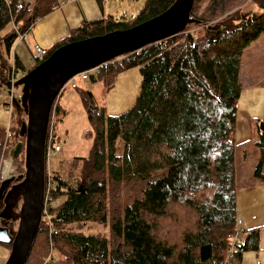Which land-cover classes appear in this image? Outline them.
<instances>
[{
	"label": "trees",
	"instance_id": "trees-1",
	"mask_svg": "<svg viewBox=\"0 0 264 264\" xmlns=\"http://www.w3.org/2000/svg\"><path fill=\"white\" fill-rule=\"evenodd\" d=\"M175 1L146 0L136 16L120 20H84L45 57L70 42L132 28ZM64 2L0 0V76L9 70L2 79L7 86L26 70L18 55L13 66L6 63L18 37ZM251 2L258 14L244 12ZM191 17L183 33L91 74L92 82L111 90L121 72L140 69L141 90L127 111L108 114L90 89L79 90L94 145L89 157H75L66 172L46 173L45 212L26 264H242L245 252L259 250L255 227L244 230L229 252L237 232L238 102L251 83L247 67L251 45L264 32V0H195ZM12 23L14 32L3 36ZM61 111L56 100L51 117ZM22 123L13 117L11 126L0 127V168L25 139ZM49 126L47 150H55L52 118ZM261 132L254 176L264 182ZM14 165L24 174V151ZM3 207L0 200V212ZM97 225L108 227L109 235L96 231ZM16 230L12 223L11 233Z\"/></svg>",
	"mask_w": 264,
	"mask_h": 264
},
{
	"label": "water",
	"instance_id": "water-1",
	"mask_svg": "<svg viewBox=\"0 0 264 264\" xmlns=\"http://www.w3.org/2000/svg\"><path fill=\"white\" fill-rule=\"evenodd\" d=\"M195 0H176L162 14L126 30L87 38L62 45L47 59L36 65L13 86H23L21 103L28 116L22 123L19 142L13 151L18 158L25 152V173L15 179L7 178L0 186L4 208L0 219L18 222L15 234L0 223V243L11 244L5 264H26L37 238L45 207L47 138L52 108L65 85L76 75L95 71L113 59L183 33L194 21L191 17ZM264 130V123L262 124ZM22 198L20 212L14 211Z\"/></svg>",
	"mask_w": 264,
	"mask_h": 264
},
{
	"label": "rangeland",
	"instance_id": "rangeland-1",
	"mask_svg": "<svg viewBox=\"0 0 264 264\" xmlns=\"http://www.w3.org/2000/svg\"><path fill=\"white\" fill-rule=\"evenodd\" d=\"M145 1L105 0L107 16L113 15L118 20L122 17H134L142 10ZM244 12L249 15L258 14L259 9L251 2L244 7ZM14 30L12 23L2 32V35H9ZM32 33L33 31L27 32V37L24 38L20 35L10 56L6 57V63L13 66L16 55H18L26 67V70L18 71V76L12 84L23 77L29 69L39 64L36 59L32 58L30 48ZM251 52V59L247 67V77L251 83H247V86L244 87L237 110V171L239 178H243L245 181L251 176L255 177L254 170L260 156V148L256 143L261 140L260 135L264 123V32L251 45ZM9 73L7 68H3L1 78H8ZM93 73H95L94 70L73 77L65 85L57 99L62 111L54 114L51 118L52 125L55 123L56 126V135L61 150L55 152L54 149H50L46 173L57 170L66 172L67 170L64 169L75 157H89L91 154L95 135L79 90L90 89L98 104L105 108L106 113L111 115H119L127 111L136 102L142 84V75L138 67L121 72L111 90L106 89L101 82H92L90 76ZM4 91L6 101L10 102L9 112H13L15 119L18 118L23 123L27 122L28 116L21 103L23 86H13L12 88L5 86ZM21 141L24 142L25 139ZM118 151H122V142L118 144ZM13 168L14 175L19 178V173L16 171L17 166L14 165ZM249 191L251 190H238L236 194L237 203L247 201ZM258 195L261 196V194ZM19 209L17 210L19 211ZM14 227L17 229L18 224L15 223ZM95 230L101 231L106 236L109 235L108 227L97 225ZM240 235L241 238L245 235L243 228ZM233 241L234 238L231 240V244ZM7 260L0 262V264H5Z\"/></svg>",
	"mask_w": 264,
	"mask_h": 264
},
{
	"label": "crops",
	"instance_id": "crops-1",
	"mask_svg": "<svg viewBox=\"0 0 264 264\" xmlns=\"http://www.w3.org/2000/svg\"><path fill=\"white\" fill-rule=\"evenodd\" d=\"M105 6V0H65L59 9L37 22L30 38L31 50L35 45L48 49L67 37L71 30L81 25L84 20L107 16ZM3 83L0 76V127L8 128L11 126L13 112H9L10 102H7L4 96V87L7 84ZM247 189L251 190L247 201L237 203V218L242 221L241 227L245 231L259 227L260 247L258 251L245 252L242 264H264V182L252 176L245 181L238 176L237 192ZM10 252L9 246L0 243V262H5Z\"/></svg>",
	"mask_w": 264,
	"mask_h": 264
},
{
	"label": "built area",
	"instance_id": "built-area-1",
	"mask_svg": "<svg viewBox=\"0 0 264 264\" xmlns=\"http://www.w3.org/2000/svg\"><path fill=\"white\" fill-rule=\"evenodd\" d=\"M45 51H46V49L44 47H41L39 45H35L33 47V50H32V58L36 59L39 63L43 62L46 59ZM73 85L76 87L75 84H73ZM7 136L10 137L11 134L8 132ZM15 147H14V149H15ZM14 149L12 150L9 157H4L2 159L1 168H0V183L3 182L5 179L10 178L14 175V168H13V160H14L13 151H14ZM60 150H61V146L57 145L55 147V152H59ZM49 152H50V149L47 150V155L49 154ZM7 165H8V168H7ZM46 189H47V187H46ZM46 193H47V190H46ZM45 200H46V196H45ZM44 212H45V207H44ZM44 212H43V214H44ZM241 224H242V221L237 218V223H236L237 232L233 237L234 241L231 245V248L229 249V252H232V250L238 244H240L242 242L243 238L240 237L241 236L240 233L242 232Z\"/></svg>",
	"mask_w": 264,
	"mask_h": 264
},
{
	"label": "flooded vegetation",
	"instance_id": "flooded-vegetation-1",
	"mask_svg": "<svg viewBox=\"0 0 264 264\" xmlns=\"http://www.w3.org/2000/svg\"><path fill=\"white\" fill-rule=\"evenodd\" d=\"M19 142H23V141H19ZM24 142H25V141H24ZM24 142H23V143H24ZM13 161H14V160H13ZM10 178H14L15 180H14L11 184L8 185V187H7L6 192H5L4 195H6V193L12 188V186H13L14 184H16V183H18V182L21 181V179H19L18 177H16V175H13V176L10 177ZM1 183H2V182H1ZM1 183H0V186H1ZM0 200L4 203V198H0ZM18 203H19V206L14 208V211H16L17 213L20 212V209H19V208H21L20 205L22 204V198H19ZM4 206H5V204H4ZM3 208H4V207H3ZM17 209H19V211H18ZM2 210H3V209H2ZM0 213H1V212H0ZM0 223H1L2 226L7 227V228L10 230V232H11L12 223H13L14 225H15V223L18 224V222H14L13 220H9V221H8V220H4V219H0Z\"/></svg>",
	"mask_w": 264,
	"mask_h": 264
},
{
	"label": "bare ground",
	"instance_id": "bare-ground-1",
	"mask_svg": "<svg viewBox=\"0 0 264 264\" xmlns=\"http://www.w3.org/2000/svg\"><path fill=\"white\" fill-rule=\"evenodd\" d=\"M7 168H8V165H7Z\"/></svg>",
	"mask_w": 264,
	"mask_h": 264
}]
</instances>
